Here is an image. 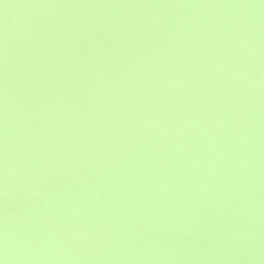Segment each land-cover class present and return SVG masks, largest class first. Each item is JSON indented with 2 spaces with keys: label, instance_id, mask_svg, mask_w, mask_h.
<instances>
[{
  "label": "water",
  "instance_id": "obj_1",
  "mask_svg": "<svg viewBox=\"0 0 264 264\" xmlns=\"http://www.w3.org/2000/svg\"><path fill=\"white\" fill-rule=\"evenodd\" d=\"M4 264H264V0H0Z\"/></svg>",
  "mask_w": 264,
  "mask_h": 264
},
{
  "label": "clouds",
  "instance_id": "obj_2",
  "mask_svg": "<svg viewBox=\"0 0 264 264\" xmlns=\"http://www.w3.org/2000/svg\"><path fill=\"white\" fill-rule=\"evenodd\" d=\"M0 261H2V260H0ZM2 264H4V261H2Z\"/></svg>",
  "mask_w": 264,
  "mask_h": 264
},
{
  "label": "snow or ice",
  "instance_id": "obj_3",
  "mask_svg": "<svg viewBox=\"0 0 264 264\" xmlns=\"http://www.w3.org/2000/svg\"><path fill=\"white\" fill-rule=\"evenodd\" d=\"M0 264H2V261H0Z\"/></svg>",
  "mask_w": 264,
  "mask_h": 264
}]
</instances>
